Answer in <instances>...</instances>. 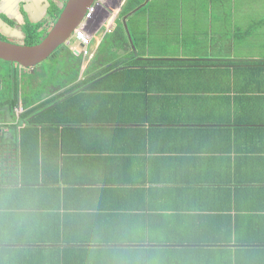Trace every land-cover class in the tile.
<instances>
[{"label": "crops", "instance_id": "1", "mask_svg": "<svg viewBox=\"0 0 264 264\" xmlns=\"http://www.w3.org/2000/svg\"><path fill=\"white\" fill-rule=\"evenodd\" d=\"M152 1L127 14L135 47L99 55L113 8L77 79L75 60L49 58L66 78L29 68L14 116L0 106V145L40 113L23 116L24 95L73 96L68 118L88 119L43 122L35 152H0V264H264V0ZM131 67L146 71L133 84ZM104 69L112 82L66 92Z\"/></svg>", "mask_w": 264, "mask_h": 264}, {"label": "trees", "instance_id": "2", "mask_svg": "<svg viewBox=\"0 0 264 264\" xmlns=\"http://www.w3.org/2000/svg\"><path fill=\"white\" fill-rule=\"evenodd\" d=\"M144 0H128L126 2V4L124 5L123 8V12L122 15H126L128 14L131 10H134V8H136L139 4H141ZM62 10V9H61ZM60 9L56 8L55 11L53 12L52 16L55 15V17H58L60 12ZM128 23V22H127ZM129 26V25H128ZM30 27L33 29V27L30 25ZM29 27V28H30ZM129 31H130V27H129ZM131 33V31H130ZM24 34V33H23ZM32 34V35H31ZM131 36L133 37V35L131 34ZM45 37V34H43V32H36V33H30V34H26V37L24 36V39L26 40L25 43L27 44H37L39 43L43 38ZM134 40L131 41L129 34L124 26V23L120 21V26L117 27L116 32H114V35L109 38H105L102 48L100 50V54L99 55H104V52L107 48V46H111V47H123L125 45H128V47H135V38L133 37ZM115 45V46H114ZM111 47L110 49V53L109 56H115V53H111ZM132 47V48H133ZM63 54V57H60V55ZM135 56V54H131L128 57H133ZM52 59L56 60L57 62H62L66 61V60H75L76 64L78 63V61L80 62L82 60V55H76L74 53V51L68 46V45H62L58 50H56L54 52V54L50 57ZM0 62L3 63H8L10 64H14V65H19L18 63H11V62H6L0 59ZM59 62V63H60ZM151 61H148L147 63H150ZM164 62L162 61H156V64H162ZM144 61H140V60H132V62H128V64L126 65H143ZM9 65H7L6 67L4 65H0V106H4L5 109L11 114H13L14 116V107H16V105L18 104V100L21 97V79L19 76L18 71H15L14 73L10 72L9 69L7 67H9ZM59 69L63 70L67 68V65H58ZM119 64H116L114 66H112L111 68L118 66ZM93 66V65H92ZM7 70H6V69ZM134 67H131L129 69H126L124 71H122L121 73H123L125 75V77L127 78V81L129 83H136L139 76L142 77V74L144 72H141V70L133 69ZM110 69H104L103 71H100L99 73H97L94 76H90L91 77V81H95V79H98L99 77H101L103 74L107 75V72H109ZM80 73V64L78 63L76 65V67L72 68L71 72L69 73L70 75L68 76V80L71 82L74 79H77ZM135 75H134V74ZM53 75H56L57 78L56 82L66 78V76L59 74L58 70H56L55 73L52 74V76L49 77V79H51V81L55 78H53ZM50 81V84H53V82ZM112 82V78L109 77H104V78H99L98 81H96L93 85H87L84 86L85 84L89 83V82H81V83H77L73 86H70L66 92L70 93L72 91H75L77 89L83 88L84 90L86 89H94L97 88L99 85L104 84L106 82ZM55 82V83H56ZM131 88H137V86H132ZM63 95H61L60 97H62ZM73 96L69 97V99L65 100V103L67 102V106L68 108L70 107L69 104L71 103V98ZM34 98V97H33ZM33 98L31 95H24V97L22 98L24 100V105L26 107L30 106V109L23 114L24 117H28L30 115H33L35 112L40 111V113H38V115L36 116H32L29 120L28 126H25L24 128H22L21 131V139L20 141L19 139V135L18 133V126H15V131H14V139L12 141H8L4 143H2L0 145V152L4 153V149L5 146L8 145L11 147V149H17L18 147V142H21V151L24 153H29V152H35L36 150L33 149L31 146L35 145L34 142L32 141H27V138L30 136L34 137L33 135L35 134H39V128L38 125H41V123L45 122V123H51L53 125H57V124H69V123H83V122H88V119H80V120H71L68 118L70 111L69 110H65V106H63L64 101L61 103H56L51 105L50 107L46 108L45 106L48 105L51 102H43V103H39L38 105H35L34 107L32 106V101ZM59 99V98H58ZM54 100V99H53ZM15 118V117H14ZM14 128V127H13ZM27 137V138H26ZM19 169L18 164H16V170ZM17 173V177L19 176L18 172ZM241 261V257L235 256L234 258H231V264H240Z\"/></svg>", "mask_w": 264, "mask_h": 264}, {"label": "water", "instance_id": "3", "mask_svg": "<svg viewBox=\"0 0 264 264\" xmlns=\"http://www.w3.org/2000/svg\"><path fill=\"white\" fill-rule=\"evenodd\" d=\"M105 1L108 2L109 0H68L65 9L56 21L54 27L41 42L27 44L0 38V59L6 62L18 63L24 68L35 67L39 63L49 59L62 45H69L74 31L83 23L87 26L92 12L98 6L103 5ZM122 1L120 0L119 5L115 9L119 8L121 11L123 6ZM127 17L125 16L123 23L130 35ZM0 29L4 34L12 37H24L21 30L12 27L1 17ZM74 53L78 56L80 55L78 51H74Z\"/></svg>", "mask_w": 264, "mask_h": 264}, {"label": "flooded vegetation", "instance_id": "4", "mask_svg": "<svg viewBox=\"0 0 264 264\" xmlns=\"http://www.w3.org/2000/svg\"><path fill=\"white\" fill-rule=\"evenodd\" d=\"M6 1L8 0H0V17L12 27L21 30L25 37L26 34H34L36 32H43V34L46 36L54 27L56 21L59 19L68 2V0H22L17 3V6H13L11 2ZM119 3L120 0H109L107 3L108 5L103 4L97 7L96 10L102 12V14L98 17V25L96 28L106 25L107 19L112 14L111 10L117 7ZM124 5L122 6L118 16L115 18V24L117 27L120 26V21L123 22L125 16H127V14L122 15ZM56 8L60 10L62 9L58 17H55V15L52 16ZM91 19L92 18L90 16V20ZM88 24L89 21L87 22V27ZM30 25L33 27V29L30 27ZM8 36L9 35L4 34L0 29V38L2 39L23 43L26 41L24 37L19 38Z\"/></svg>", "mask_w": 264, "mask_h": 264}, {"label": "rangeland", "instance_id": "5", "mask_svg": "<svg viewBox=\"0 0 264 264\" xmlns=\"http://www.w3.org/2000/svg\"><path fill=\"white\" fill-rule=\"evenodd\" d=\"M160 1L161 0H153L150 5H152L153 2H154V5L157 8L158 5H159V3H160ZM185 4L186 5H191V3H189V2H186ZM141 5L143 6V3ZM94 13L95 14H92V15H94V17L91 15L92 16V19L89 20L88 27L86 26V30H87V32L89 34H91V32H93L95 30L96 26L98 25V17L102 14V12H99L98 10L95 11ZM191 16H192L191 13H190V16H187L189 25H192V22L194 20V17H191ZM36 23H38V22H36ZM8 37H10V36H8ZM11 39H14V38H11ZM77 42H78V40L74 36L72 38V40H71V44L69 43L68 46H70V48H71L72 45H74ZM60 57H63V54H61ZM54 63L55 62H51L49 59L43 61L42 63H39L38 65L35 66L36 67V73H38L39 76H42V74L48 75L49 77L52 76V74L55 73L56 70H58V66L55 65ZM0 65H4L6 67L9 64L8 63L0 62ZM12 66L13 65H11V67ZM13 67H14V70H17L18 73H19V75H20L21 84H22V82H26V80L29 79L30 76H28V75L31 73V70L29 68H24L22 66L20 67V65H14ZM13 67H12V71L14 72ZM35 67H33V68H35ZM9 71H10V67H9ZM53 78L56 79L57 76L56 75H53Z\"/></svg>", "mask_w": 264, "mask_h": 264}, {"label": "built area", "instance_id": "6", "mask_svg": "<svg viewBox=\"0 0 264 264\" xmlns=\"http://www.w3.org/2000/svg\"><path fill=\"white\" fill-rule=\"evenodd\" d=\"M74 36L77 38V46L81 48V55L91 57L93 56V52L91 51L90 47L92 46V37L86 30V26L83 23L79 26L74 33Z\"/></svg>", "mask_w": 264, "mask_h": 264}, {"label": "clouds", "instance_id": "7", "mask_svg": "<svg viewBox=\"0 0 264 264\" xmlns=\"http://www.w3.org/2000/svg\"><path fill=\"white\" fill-rule=\"evenodd\" d=\"M74 33H75V31H74ZM74 37V34H73V36H72V38ZM77 39V38H76ZM72 40V39H71ZM71 42V41H70Z\"/></svg>", "mask_w": 264, "mask_h": 264}]
</instances>
